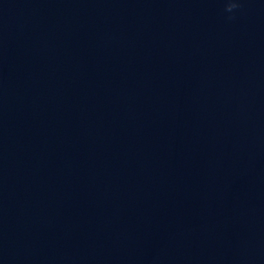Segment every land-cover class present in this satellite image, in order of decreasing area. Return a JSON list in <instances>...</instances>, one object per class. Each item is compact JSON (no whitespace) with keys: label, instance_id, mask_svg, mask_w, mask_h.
I'll return each instance as SVG.
<instances>
[{"label":"water","instance_id":"obj_1","mask_svg":"<svg viewBox=\"0 0 264 264\" xmlns=\"http://www.w3.org/2000/svg\"><path fill=\"white\" fill-rule=\"evenodd\" d=\"M239 2L0 0V264H264V0Z\"/></svg>","mask_w":264,"mask_h":264},{"label":"clouds","instance_id":"obj_2","mask_svg":"<svg viewBox=\"0 0 264 264\" xmlns=\"http://www.w3.org/2000/svg\"><path fill=\"white\" fill-rule=\"evenodd\" d=\"M241 7L239 0H227L225 11L228 13H233L235 10ZM234 16H229L228 19H233Z\"/></svg>","mask_w":264,"mask_h":264}]
</instances>
